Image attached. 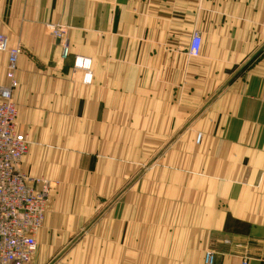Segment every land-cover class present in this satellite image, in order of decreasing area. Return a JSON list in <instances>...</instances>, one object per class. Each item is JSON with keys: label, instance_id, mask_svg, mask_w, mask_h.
Returning a JSON list of instances; mask_svg holds the SVG:
<instances>
[{"label": "crops", "instance_id": "crops-1", "mask_svg": "<svg viewBox=\"0 0 264 264\" xmlns=\"http://www.w3.org/2000/svg\"><path fill=\"white\" fill-rule=\"evenodd\" d=\"M0 34L54 185L27 264H264V0H0Z\"/></svg>", "mask_w": 264, "mask_h": 264}, {"label": "built area", "instance_id": "built-area-1", "mask_svg": "<svg viewBox=\"0 0 264 264\" xmlns=\"http://www.w3.org/2000/svg\"><path fill=\"white\" fill-rule=\"evenodd\" d=\"M47 30L60 42L61 58L66 59L69 45L65 27L47 26ZM200 40L199 33L194 32L188 48L190 56H198ZM0 53L7 55L8 81L6 86L0 87V264H27L37 249L36 236L44 221L49 183L44 179H29L20 171L29 147L26 136L16 131L17 110L12 100L21 49L10 48L7 37L0 34ZM75 64L86 71L84 82L89 83L87 60L76 58ZM213 262L214 253L207 251L204 264Z\"/></svg>", "mask_w": 264, "mask_h": 264}, {"label": "rangeland", "instance_id": "rangeland-1", "mask_svg": "<svg viewBox=\"0 0 264 264\" xmlns=\"http://www.w3.org/2000/svg\"><path fill=\"white\" fill-rule=\"evenodd\" d=\"M22 53H23V51L21 50V54H22ZM4 54H5V53H4ZM21 54H20V55H21ZM5 80H6L5 82H6V85H7V84H8V81H7V79H6V75H5ZM6 85H5V86H6ZM199 138H200V136L198 135V136H197V140H198V141H199ZM48 183H49V182H48ZM53 187H54V185L51 184V183H49V190L52 189ZM48 193H49V191H48ZM47 198H48V197H47Z\"/></svg>", "mask_w": 264, "mask_h": 264}]
</instances>
